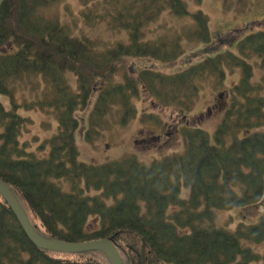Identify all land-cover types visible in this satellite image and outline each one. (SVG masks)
Wrapping results in <instances>:
<instances>
[{
    "label": "trees",
    "instance_id": "trees-1",
    "mask_svg": "<svg viewBox=\"0 0 264 264\" xmlns=\"http://www.w3.org/2000/svg\"><path fill=\"white\" fill-rule=\"evenodd\" d=\"M57 1L6 0L0 8V96L10 101V107L0 101V180L9 185L38 233L65 242L109 239L124 264H264V254L251 245L264 241V219L242 222L234 231L216 223L219 210L264 200V95L252 96L264 89V79L257 86L251 82L248 61L264 62V30L214 55H208L207 46L205 59L180 74L156 77L146 69L138 79L154 103L172 105L185 116L199 95V78L220 86L228 71L240 68L242 79L229 91L224 119L212 137L202 128L185 127L183 150L150 163L136 154L84 162L76 137L81 119L86 120V141L94 145L110 127L111 115L122 113L126 122L136 113L132 97L141 96L137 80L129 82L132 93L124 86L108 89L118 58L130 54L128 47L134 57L178 58L177 45L167 50L156 42L143 43L160 10L192 15L200 27L199 40L207 44L209 17L202 10L192 13L185 0L116 5L105 19L128 30L132 44L106 49L74 34L59 18L48 17ZM34 80L45 86L41 96L21 98L19 92L27 89L37 94L40 85ZM20 109H51L59 122L58 131L38 150H29L22 141L30 120ZM147 117L162 123L157 115ZM0 264L111 261L98 250L63 254L36 247L0 195Z\"/></svg>",
    "mask_w": 264,
    "mask_h": 264
},
{
    "label": "rangeland",
    "instance_id": "rangeland-1",
    "mask_svg": "<svg viewBox=\"0 0 264 264\" xmlns=\"http://www.w3.org/2000/svg\"><path fill=\"white\" fill-rule=\"evenodd\" d=\"M131 1L133 0H58L52 8L47 10L46 14L48 17L59 18L73 30L74 34L92 38L102 48L116 49L119 44L130 46L132 44L131 34L128 30L114 28L105 19V16L118 9L116 5L123 6ZM262 1L257 0V2ZM185 2L192 12L203 10L209 15V25L206 24L209 31L208 44L199 40L200 27L192 15L181 16L168 9L160 10L158 18L154 19L146 28L143 43L147 45L149 41L156 42L157 45L167 50H172L177 45L180 55L174 61H167V58L164 59V57L162 59L150 56L134 57L131 55H134L135 51L128 47L130 54L118 58L115 67L116 75L107 79L108 89L111 86H124V91L132 93V90L129 91V82L132 79L139 82L138 79H141L142 72L146 69L156 72V77L177 75L201 63L206 57L204 49L207 46H211L208 55H214L233 49V46L230 47V45L235 46L245 35L260 31L261 27L258 25L252 26L249 30L234 31L237 26L247 22V18H243L247 12L246 8L242 6V0H185ZM139 5H142V2ZM230 15L236 16V18ZM229 37H234L236 42L233 43ZM248 61L252 65L251 82L257 86L264 79V62L255 59ZM231 70L228 71L223 85L220 86L214 80L205 81V79L199 78L197 80V83L200 82L199 95L193 102L194 108L192 111H188L189 113L185 116L172 105L162 107L160 104L154 103L152 96L143 91V82H139L141 96L132 97L133 102L135 101V115L126 122L122 120V113L111 115L110 127L104 130L103 135L97 138L98 141L94 145L86 141V120H80L76 133L80 159L84 162L103 163L127 154H136L141 161L150 163L183 150L182 131L185 127L202 128L212 137L224 119L225 110L223 108L230 102L229 91L237 86L242 79L240 68ZM34 82L40 85L36 89V95L28 89L24 93L20 91L18 95L21 98L28 97L29 101L38 99L41 96L43 84L38 80H34ZM71 83L73 87H76L73 78ZM43 87L45 88L44 85ZM99 88H102L101 84H99ZM262 95H264V89L252 96ZM0 101L10 107L8 98L0 96ZM20 113L30 120L22 136V141L28 143V149L31 151L38 150L45 139L58 131L59 122L51 109L48 111L20 109ZM79 115H83V112H80ZM148 115L150 117L157 115L162 123H158L156 120L152 122L147 117ZM84 116L87 118L86 113ZM261 131H264V127ZM262 219H264V200L255 206L219 210L216 223L218 226L234 231L242 222L255 224ZM251 245L255 252L264 254V241Z\"/></svg>",
    "mask_w": 264,
    "mask_h": 264
},
{
    "label": "water",
    "instance_id": "water-1",
    "mask_svg": "<svg viewBox=\"0 0 264 264\" xmlns=\"http://www.w3.org/2000/svg\"><path fill=\"white\" fill-rule=\"evenodd\" d=\"M6 0H0V8ZM0 194L16 214L25 232L32 242L39 248L64 253L87 252L100 250L105 252L112 264H123L122 257L116 246L109 240H98L85 243L54 242L40 236L32 226L27 214L8 184L0 180Z\"/></svg>",
    "mask_w": 264,
    "mask_h": 264
},
{
    "label": "flooded vegetation",
    "instance_id": "flooded-vegetation-1",
    "mask_svg": "<svg viewBox=\"0 0 264 264\" xmlns=\"http://www.w3.org/2000/svg\"><path fill=\"white\" fill-rule=\"evenodd\" d=\"M242 3V6L246 8L247 12V14L243 16V18H247V22L243 24L245 25L243 29L249 30L252 28V26L255 27L254 25H258L259 27H261L260 29L264 30V0L262 2H257V0H242ZM250 4H252L253 6H249ZM230 16L236 18V16Z\"/></svg>",
    "mask_w": 264,
    "mask_h": 264
}]
</instances>
